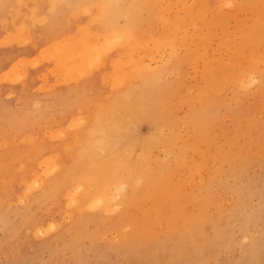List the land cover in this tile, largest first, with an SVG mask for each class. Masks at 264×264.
Masks as SVG:
<instances>
[{
	"label": "rangeland",
	"instance_id": "1",
	"mask_svg": "<svg viewBox=\"0 0 264 264\" xmlns=\"http://www.w3.org/2000/svg\"><path fill=\"white\" fill-rule=\"evenodd\" d=\"M179 2L0 0V264H264V0Z\"/></svg>",
	"mask_w": 264,
	"mask_h": 264
},
{
	"label": "bare ground",
	"instance_id": "2",
	"mask_svg": "<svg viewBox=\"0 0 264 264\" xmlns=\"http://www.w3.org/2000/svg\"><path fill=\"white\" fill-rule=\"evenodd\" d=\"M180 2V7H178V14H177V16H176V19H175V21L173 22V24L171 25V26H169L168 27V34L169 35H172V40H173V42H174V45L175 46H177V44L179 43L180 45H182L184 42H186V43H184V45L183 46H186V45H188L189 44V42H187L188 41V37H189V35H187V34H185V35H183L184 34V31H183V25L185 24V22H186V19H184L185 17H186V15H184L183 16V8H182V6H183V3H181L183 0H179ZM224 1V0H223ZM222 2V1H221ZM242 2V1H241ZM200 3V2H199ZM198 3V4H199ZM208 3V2H207ZM206 3V4H207ZM192 6V5H191ZM194 6V5H193ZM199 6V5H198ZM197 6V7H198ZM195 7H196V5H195ZM196 7V8H197ZM203 7V6H202ZM202 7H199L200 9L202 8ZM54 8V7H53ZM193 8V7H192ZM190 9V8H189ZM194 9V8H193ZM206 9V8H205ZM188 11V10H187ZM190 12V11H189ZM192 12V11H191ZM196 12H198V11H196ZM206 12V11H205ZM187 13V12H186ZM100 13H98V15H99ZM187 14H189V13H187ZM190 14H192V13H190ZM200 14V13H199ZM202 14V13H201ZM205 15V14H204ZM209 15V14H208ZM137 16V14L135 13V6L133 7V9H132V11H130L129 12V16L127 15V17H128V19H130V23H132V24H137L138 23V21H139V18L138 17H136ZM191 16V15H190ZM193 16V15H192ZM187 18V17H186ZM195 18V17H194ZM200 17H198V19H199ZM193 19V18H192ZM133 20H135V21H133ZM190 20V19H189ZM202 22H203V20H202ZM254 23V22H253ZM202 24V23H201ZM200 24V25H201ZM252 24V23H251ZM194 25V24H193ZM195 27V26H194ZM193 27V28H194ZM258 27V26H257ZM191 28V27H190ZM184 30H185V28H184ZM190 30V29H189ZM188 30V31H189ZM250 30H251V27H250ZM183 31V32H182ZM256 31H257V29H256ZM190 32V31H189ZM24 33V32H23ZM188 33V32H187ZM247 32H245V34H246ZM252 34V33H251ZM260 34H261V32H260ZM24 35V34H23ZM91 35V40H90V44L89 45H91V47L87 44V42H88V40H87V42H85V44H86V47L85 48H83V47H81V45H78L79 43L78 42H75V43H73L72 44V42H73V40H72V42L70 43V46H69V43L68 44H66L65 45V41L66 40H63L64 41V43L62 42V44H63V46L64 47H66V46H69V50H71L72 51V49L73 50H76V51H72V52H75L74 54H77V55H71V51H69L70 52V54L68 53H65V55L66 56H69V55H71V59H72V56H75V60L73 61V59L71 60L70 59V56L69 57H65V60L63 59V60H61V63H62V61H67V59H70L71 61V63H74V62H76L77 60H76V57L78 56L79 57V54H81V52H83L82 54H83V57H82V59H81V57H80V59L79 58H77L78 59V61H77V63L78 62H80V61H82V63H80V65H82L81 67H79V68H84V70L86 69V68H88V69H90L91 67H89L90 66V64H88L89 62H93V64H94V62L98 59V58H102L104 55H102L103 53L102 52H104L106 49L108 50V48L110 49V47H108L107 48V46H111V48L112 47H114L112 44H116V43H118V41L120 42V41H122V40H118L117 42H113V41H115L114 40V38L115 37H112L113 39V41H112V44L111 45H109L108 43H109V41L108 40H105V45H103L102 43L101 44H98V45H100V46H98L97 44H95L96 42H97V40H99L98 38H95V37H93V35L92 34H90ZM90 35H88L87 37H89ZM95 36V35H94ZM245 37V36H244ZM118 37H116L115 39H117ZM122 39H123V37H121ZM120 38V39H121ZM182 38H183V41H182ZM253 38V37H252ZM83 39H85L84 37H83ZM93 39V40H92ZM105 39H108V38H105ZM247 39V38H246ZM256 39V38H255ZM104 40V39H103ZM110 40V39H109ZM69 41V40H68ZM67 41V42H68ZM75 41V40H74ZM91 41H92V43H91ZM102 41V40H101ZM100 41V42H101ZM66 42V43H67ZM94 42V43H93ZM106 42H107V44L108 45H106ZM98 43V42H97ZM85 44H84V46H85ZM95 44V45H94ZM160 44V43H159ZM72 45H74V46H72ZM79 46V47H77V46ZM89 47H88V46ZM106 48L105 50H104V47ZM60 46V45H59ZM62 45L60 46V47H58V46H53V47H55L56 48V50L53 52L54 53V57H56V56H58L62 51H64V48H63V50L62 51H60L59 50V48L61 49V47H63ZM72 46V47H71ZM75 46L77 47V48H75ZM94 46H96L95 47V49L97 48V46H98V49H96V51L97 52H100L101 50H99L100 48L102 49V47H103V49H102V51H101V53H99V54H101L102 55V57H99V56H101V55H99L96 51V53H93V51H94V48L93 47ZM52 47V48H53ZM100 47V48H99ZM75 48V49H74ZM92 48H93V50H92ZM78 49V50H77ZM84 49V50H83ZM87 49H91V51H90V53L92 52V54H95V57L92 55H90L89 57H88V60H87V55H89L90 53L89 52H86L85 50H87ZM57 50H59L60 52H57ZM83 50V51H82ZM104 50V51H103ZM67 52H68V50H66ZM65 51V52H66ZM78 51V52H77ZM88 51V50H87ZM56 52V53H55ZM84 52L86 53V54H84ZM50 53V52H49ZM59 53V54H58ZM64 53V52H63ZM79 53V54H78ZM88 53V54H87ZM73 54V53H72ZM61 55H63L62 53H61ZM96 55H98L97 57L98 58H96ZM136 55V54H135ZM86 57V59H84L83 60V58H85ZM164 56V55H163ZM93 57V58H92ZM133 57V56H132ZM67 58V59H66ZM74 58V57H73ZM90 58H91V60H90ZM95 58V59H94ZM104 58V57H103ZM103 58L101 59V60H99L98 59V62L100 61V62H102V60H103ZM135 58V57H134ZM95 61H94V60ZM124 59V58H123ZM90 60V61H89ZM124 60H126V58L124 59ZM123 60V61H124ZM73 61V62H72ZM83 61H84V63H83ZM86 61V62H85ZM89 61V62H88ZM130 61H132V60H130ZM130 61H128V62H130ZM187 60L184 58L183 60H180V63L181 64H184L185 62H186ZM100 62L99 63H97V62H95V63H97V65H95V66H100L101 64H100ZM120 62V61H119ZM119 62H117L118 64L117 65H119ZM127 62V61H126ZM66 63V62H65ZM145 63V62H144ZM75 64V63H74ZM74 64H73V67H77V66H80L79 65V63L78 64H76L75 66H74ZM87 64V65H86ZM100 64V65H99ZM149 64V63H148ZM147 64V65H148ZM65 65V64H64ZM146 65V66H147ZM88 66V67H87ZM61 67H63V66H60V68ZM70 68L72 67L71 65L69 66ZM151 67H153V66H151ZM67 68V67H66ZM211 68V67H210ZM210 68H206L205 70H204V73H203V76H202V82L204 83V85H205V87H207V86H209V84H208V82H207V80H205V77L207 78L208 77V75L210 74V72H211V69ZM56 69V68H55ZM58 69H59V67H58ZM63 69V68H62ZM65 69V68H64ZM69 69V68H68ZM228 69H229V67H228ZM227 69V70H228ZM57 70V69H56ZM75 71V69H73L72 68V71ZM77 70V72L80 70H78V69H76ZM22 71V70H21ZM62 71V70H61ZM60 71V72H61ZM73 71V72H74ZM87 71V70H86ZM214 71V70H213ZM224 71H225V69H224ZM56 72V71H55ZM70 72V71H69ZM73 72H70L71 74L73 73ZM81 72H82V74L84 73L83 72V69H81ZM88 72H90V70L88 71ZM88 72H86V73H88ZM228 72H229V70H228ZM62 73V72H61ZM74 73H76V72H74ZM212 73V72H211ZM227 73V72H226ZM17 74V73H16ZM79 74V73H78ZM234 74V73H233ZM233 74H232V76H233ZM237 74V73H236ZM249 74H254V73H249ZM249 74H247V72H245V73H239V74H237V76H236V80H243V78L245 77V75H246V78H250L249 80V84H250V82H252V80H253V78H255L256 76H252V75H250V76H248ZM121 75H125V74H123V73H121ZM235 75V74H234ZM67 76V75H66ZM80 76H82V75H80ZM111 76V75H110ZM211 76V75H210ZM231 76V77H232ZM122 77V76H121ZM121 77H119V78H121ZM123 77H125V76H123ZM129 77V76H128ZM213 77V76H212ZM228 77V76H227ZM74 78V77H73ZM118 78V79H119ZM126 78V77H125ZM230 78V77H229ZM66 79H68V78H66ZM129 79H131V77L129 78ZM234 79V78H233ZM120 81H123V80H121V79H119ZM125 81L127 82V78L125 79ZM213 81V80H212ZM254 81V80H253ZM248 82V81H247ZM210 83V82H209ZM214 83H215V81H214ZM123 84H125V82L123 81ZM249 84H247V85H249ZM115 85H117V84H114V86ZM116 87H118V86H116ZM215 88V87H214ZM160 104H161V101L159 100V102L158 103H154V102H144L143 104H141L139 107H140V109H139V114L137 115V116H135L133 119H135V121H138V120H140V121H150V120H153V121H155L156 120V115H157V113H158V109H159V107H160ZM85 119H87V118H84V120L82 119L81 120V123H83L84 121H85ZM77 120V119H76ZM79 121V120H78ZM83 121V122H82ZM77 122V121H76ZM75 125L77 126V125H81L80 124V122H77V124L75 123ZM125 126V125H124ZM119 134H121L122 136H126L127 134H128V131H127V129H125V128H123V130L122 131H120L119 132ZM49 161V160H48ZM47 161V162H48ZM49 163V164H48ZM47 164L48 165H51L50 163H52V162H48ZM53 164V163H52ZM55 165V164H54ZM54 165L52 166L51 165V167H53L54 168ZM23 167V166H22ZM50 166H49V168L52 170V168H51ZM47 170H48V168H46ZM50 169L48 170V172H51L50 171ZM46 170V171H47ZM54 170H55V168H54ZM54 170H53V173H54ZM47 172V173H48ZM56 172V171H55ZM142 176V175H141ZM35 180V179H34ZM40 181V180H39ZM33 182H35V181H33ZM140 182V181H139ZM35 183H37V182H35ZM29 184H31V183H29ZM41 184V183H40ZM40 184H38L39 185V187H40ZM32 185V184H31ZM38 185H37V187H38ZM118 185V184H117ZM121 185V186H120ZM33 186H35V185H32V188L34 189L35 187H33ZM119 186V188H118V190L123 186L122 184H119L118 185ZM30 187V186H29ZM32 188H30V189H32ZM116 188V189H117ZM122 188H124L125 189V187H122ZM121 188V189H122ZM82 190V187H81V189H76V191L77 192H79V191H81ZM111 191V190H110ZM110 191H108V192H110ZM76 192V193H77ZM81 193V192H80ZM80 193H78V194H80ZM76 195V194H75ZM115 197H116V195H115ZM99 198V197H98ZM98 198H96V199H98ZM74 195H73V198L72 199H70V201L72 200V202H74ZM101 199V198H100ZM97 203H98V201H96ZM96 202H94L93 201V203L92 202H90V203H92V205H90L91 207H95V205H93L94 203H96ZM102 202H104V201H102ZM102 202H100L101 203V205H102ZM69 203H71V202H69ZM76 203V202H75ZM74 204V203H73ZM100 205V206H101ZM113 206H114V204H112ZM115 205H117V204H115ZM73 206H75V204L73 205ZM89 206V207H90ZM98 205H96V207H97ZM99 206V207H100ZM113 206H111V207H113ZM119 206V207H118ZM118 206H115V207H118V208H120L121 206H120V204H118ZM76 207V206H75ZM122 208V207H121ZM120 208V209H121ZM79 209V208H78ZM113 209V208H112ZM111 209V210H112ZM111 213V212H110ZM37 229V228H36ZM37 231V230H36ZM36 231H35V233H36ZM39 233H40V231H38ZM38 233V235H40ZM34 235H36V234H34ZM38 235H36V236H38Z\"/></svg>",
	"mask_w": 264,
	"mask_h": 264
}]
</instances>
